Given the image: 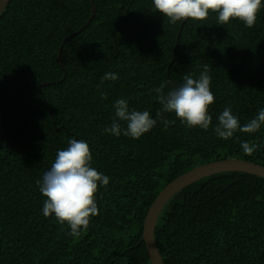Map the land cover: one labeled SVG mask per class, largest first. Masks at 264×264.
I'll return each mask as SVG.
<instances>
[{"label": "trees", "instance_id": "obj_1", "mask_svg": "<svg viewBox=\"0 0 264 264\" xmlns=\"http://www.w3.org/2000/svg\"><path fill=\"white\" fill-rule=\"evenodd\" d=\"M94 2L92 20L63 45L65 72L58 46L87 19L89 0H10L0 15V264H150L143 220L166 184L224 158L264 165V125L226 140L214 131L226 107L241 127L264 109V0L251 28L219 25L211 12L186 20L171 63L181 22L169 23L152 0ZM206 66L209 128L157 116L154 89L167 82V93ZM106 72L118 79L101 83ZM119 99L148 111L155 126L139 139L104 132ZM163 120L175 123L165 130ZM70 139L84 140L91 166L109 177L79 237L43 215L37 184ZM243 142L256 145L251 154ZM154 233L165 264H264V177L228 171L189 184L164 205Z\"/></svg>", "mask_w": 264, "mask_h": 264}, {"label": "clouds", "instance_id": "obj_2", "mask_svg": "<svg viewBox=\"0 0 264 264\" xmlns=\"http://www.w3.org/2000/svg\"><path fill=\"white\" fill-rule=\"evenodd\" d=\"M156 12L165 17L169 23L176 24L185 20L204 21L209 13L216 14L217 24L225 25L230 20H239L245 27L254 26L257 15L262 7L261 0H152ZM118 75L106 72L101 77L104 80L115 81ZM183 83L164 92L165 83L154 91L157 100L162 104V111L157 113H174L181 124L188 128L199 127L207 130L212 122L208 108L215 101L210 89L211 77L207 66L194 79L191 73L184 75ZM99 87V85H98ZM102 99L106 94H102ZM114 119L110 127L104 132L115 136H128L139 139L149 132L156 124L148 111L129 110L128 102L119 99L114 104ZM126 122V128L121 129L120 122ZM165 130L169 123L175 121L163 120ZM264 125V109L258 115L241 127L239 120L225 108L218 116L215 133L221 139H228L239 130L243 133H254ZM243 151L251 154L256 148L255 144L242 143ZM92 155L89 145L84 140L70 139L68 146L58 150L54 163L37 181L39 191L46 199L43 203V215H54L55 221L67 224L69 236L79 237L86 232L90 220L98 214L96 193L100 185L107 186L109 177L101 174L91 166Z\"/></svg>", "mask_w": 264, "mask_h": 264}, {"label": "water", "instance_id": "obj_3", "mask_svg": "<svg viewBox=\"0 0 264 264\" xmlns=\"http://www.w3.org/2000/svg\"><path fill=\"white\" fill-rule=\"evenodd\" d=\"M10 0H0V15L6 9ZM90 4V14L84 23L76 30L72 31L60 41L57 51V60L60 63L62 70L65 72V68L61 59V51L66 40L71 36L77 34L81 29L86 27L92 20L96 12V4L94 0H89ZM186 21V20H185ZM185 21H181L179 29L176 34L175 43L172 49V57L170 63L173 62L175 57L176 48L179 44V36ZM48 84V83H47ZM228 171H240L260 177H264V165L255 163L252 161L240 159V158H224L219 160L210 161L203 163L193 168L183 172L179 176L172 179L168 184H166L156 195L153 202L148 207V210L144 216L143 228H142V239L144 241L147 255L150 264H165L160 251L157 247L155 240V225L157 223L158 217L167 203V201L180 189L188 186L189 184L212 174Z\"/></svg>", "mask_w": 264, "mask_h": 264}]
</instances>
